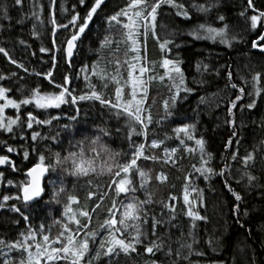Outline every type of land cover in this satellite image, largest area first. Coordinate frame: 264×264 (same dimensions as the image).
<instances>
[{
  "label": "snow or ice",
  "instance_id": "1",
  "mask_svg": "<svg viewBox=\"0 0 264 264\" xmlns=\"http://www.w3.org/2000/svg\"><path fill=\"white\" fill-rule=\"evenodd\" d=\"M80 6L85 7V14L81 16L79 11L73 8L70 18L66 23L57 21L55 15L56 0H51L50 7L53 11L50 14L49 23L52 25V48L41 47V53L55 52L63 53L66 63L71 67L72 59L75 50L78 48V43L82 42V37L89 29L90 23L94 17L99 15L106 6V0H91L90 4L86 0H78ZM13 6H19L22 10L25 6V0H13ZM175 9V15L182 17L184 20H191L188 9L183 3H178L177 0H127L126 6L119 8L110 15L104 17L107 24L105 29L106 35L99 40V48L96 51L99 54V59L91 66H84L81 72L84 74L83 79L86 82L87 91L82 94H75V90L71 87L72 77L68 74L63 75L62 82L56 80L55 69L58 65L56 55H52V64L46 72H34L33 75L43 77L49 84L51 91H44L40 84L34 87H29L27 84H20L16 88L19 93V98L12 94L13 87H6L0 84V133L9 134V138L19 139L21 141L28 139L31 142L29 149L35 152L38 156L37 162L33 167L28 168L25 176L27 180H22L18 184L17 194L15 196L5 195L0 203V210L6 207L13 213L19 214L24 221H29L30 216L22 210L21 206L9 201H18L27 209L31 202L37 201V198L42 196L44 191L41 186V178L50 171L55 172L57 168H61L67 175L80 177H96L109 176L110 183L107 185L114 192L111 200V207L107 208L108 215L102 221L97 217V226L90 229L92 223V214L87 210V206L82 209H74L73 205H78L80 201L75 195H67V202L63 205L62 219L54 220V225L60 226V231L55 237H51V226L47 229L44 224L39 226V229H33L20 233V238L14 241H6L0 239V251L7 249L4 253L2 264H101L106 258L108 264H119L121 255L131 258L132 254L140 256L144 253L148 254L151 259L145 264H161L155 259L157 253L172 258L173 264H192L191 257L193 255L202 257L206 255L204 251L195 247L200 244L197 239L195 229L197 221L207 223L208 217L200 215L198 207L203 206V189H200L191 184L192 173L184 177L185 184L183 187V203L186 206L185 215L190 218V228L185 234L181 231L180 237L176 240L172 239L171 229L178 227L173 222L176 220L175 206L172 204L160 201L163 208L168 209L169 218L167 220L157 217L154 213L150 214L149 206L156 203L153 199V193L149 191V184L152 180L151 170H145L138 165V161L158 162L162 161L167 164L170 161L175 165V157L179 148L163 147L162 156H157L154 153L146 155L148 149H160L164 144V140L152 139L148 144V133L150 126L161 124L163 121L169 120L175 115L174 109L180 99L181 92L190 94L194 91L188 87L184 72L181 68L182 60L177 58H169L173 47L179 48L180 45L175 43L173 37L175 32L169 33L164 38H161L157 31L158 26L161 28L165 25H158V16L160 9L163 7ZM217 3L210 4H193L197 12L208 14L213 8L218 7ZM37 7L35 0L31 4V17L22 16L16 22L23 24L25 19L32 18L38 20L42 25L44 21L35 11ZM42 10L43 6L40 5ZM249 10L253 14L248 15ZM241 17L246 18L248 31L256 34V38L252 40V49H258L261 54H264V34H261L260 29L264 28V10L256 7L254 0H247V6L239 13ZM9 6L4 0H0V20H10ZM216 20L220 22L219 27H215L207 22L200 23L192 28L187 35L196 40H212L226 45L231 48L233 41L238 37L230 36V26L226 22V17L223 14H218ZM120 25L123 29L122 38L116 39L112 33V29ZM3 25L0 24V30ZM63 29L68 35L62 38V42L58 44L57 33ZM32 35L38 36L36 25L33 24ZM151 36L157 43L162 54L159 61V68L163 69V74L157 71L155 61L146 59L147 41ZM20 44H25L24 40L19 41ZM125 46L124 55L126 59L123 65H127V77L124 78L121 68L122 64L119 59L115 60V72L109 75L104 68H100V62L104 59L103 53L106 49H111L113 53L120 51V45ZM113 45L115 47L113 48ZM0 54L7 58L8 62L15 65L18 69H23L25 73L29 69L23 63L14 59L5 47H0ZM34 54V53H33ZM111 63V61H109ZM151 65V66H149ZM197 71H208L207 64L198 63ZM99 69V71L97 70ZM90 73V74H89ZM217 75L219 73L217 72ZM17 72H12L9 75L0 74V81L9 80L17 77ZM92 77H96L100 84L93 82ZM227 77L232 89L237 90L234 98L229 97L227 100V115L229 119L225 123L232 128V135L226 142V149L231 148L233 140L237 136L236 115L235 111L238 104L245 98V88L238 87L236 83H231L233 73L227 71ZM264 73L256 72L252 76V88L247 93L248 102L240 106V110H254L257 107L258 99H264V87L261 86ZM23 79V78H21ZM154 81L164 84L168 88L171 95L163 101V114L159 120H153L151 108L146 104L149 96V87ZM247 83V81H246ZM114 85L111 93H109V85ZM92 101L98 104L107 111L108 114L114 116L117 120L123 118L125 121V139L129 142L130 154L123 151H115L103 142V137L112 135L108 128H100L99 132L102 135H97L90 140L92 147L89 155L85 151L81 142L80 151L69 152L66 156H61V153L55 152L52 154V162H47L49 157L44 153L39 152L38 141H56L59 132L56 135H42L34 126H52L54 121H59L60 117L49 114L47 118H41L43 113L52 109H60L62 105H73L76 115L71 119L77 120L80 113V102ZM205 102V98L201 97V103ZM155 103V101H153ZM28 106H33L34 109L42 110V112H34L29 110ZM12 109V114H6V110ZM67 128V125H64ZM261 127H264L262 123ZM19 129V131H17ZM28 130H31L30 132ZM116 133H120L122 129L117 127ZM175 134V139L179 141V146H182L187 153L199 152L200 166L193 165L195 173H198L205 181H210L212 177L218 176L224 178V187L234 198V205L231 209L236 218V223L241 228L244 224L241 222V204L244 201V196L232 187L229 176L232 175L230 169L231 164L225 159L223 166L217 170L211 166L214 159L212 153L206 150V141L204 138L196 136V124L184 123L172 129ZM135 138L143 137V142L137 143ZM168 139V137H165ZM194 141L195 147H189L187 142ZM239 145L240 141H235ZM0 145L6 150V153L17 152L18 149L10 145L7 140L0 141ZM23 147V146H21ZM45 151L50 152V148H45ZM261 153V172L262 175L254 174L250 168H255L258 161L256 153L250 152L240 156L239 149L231 153V161H239L245 171L242 172V177L246 178V188L253 189L259 192L261 200H264V141L261 142L259 149ZM120 157H129L126 162H121ZM30 151L23 150L22 159L29 160ZM71 165L70 168L64 167ZM0 166H8L12 171H19L16 162L9 155H0ZM138 177V183L137 178ZM155 179L160 183L167 180L165 173L161 172L156 175ZM5 180V173L0 171V184ZM241 181L237 180L239 184ZM92 184V179L87 181ZM8 185H12V180H7ZM100 185H96L97 191H89L87 199L90 201L94 196L102 202L108 193L100 191ZM143 190L144 199H140L135 195L138 191ZM66 192L63 182L57 189L54 184L52 200L60 204V196ZM121 194H124L127 199H119ZM193 194H195L193 196ZM190 197H192L190 199ZM170 200L175 201L177 197L170 196ZM97 202L92 208L94 213L101 208V203ZM248 210L244 209L243 216H248ZM19 223V220L14 221ZM150 225V228H149ZM160 229H165L161 232ZM47 231L48 234H45ZM250 231V230H249ZM83 233V235H81ZM42 239L38 240L37 236ZM99 238V240H98ZM177 245L173 247V245ZM208 247L213 252H218L222 247L221 238L213 239L209 237L206 241ZM93 246L95 248L93 249ZM143 249V252L140 249ZM12 252L19 253V257L10 258ZM223 264V262H221Z\"/></svg>",
  "mask_w": 264,
  "mask_h": 264
},
{
  "label": "trees",
  "instance_id": "2",
  "mask_svg": "<svg viewBox=\"0 0 264 264\" xmlns=\"http://www.w3.org/2000/svg\"><path fill=\"white\" fill-rule=\"evenodd\" d=\"M4 2L9 6L11 19L0 20V24L3 25L2 30H0V47H5L14 59L23 63L29 69L28 73L48 71L50 69L48 58L51 52L41 53L39 51L41 47L49 48L45 0H35L37 5L35 11L40 16V19L44 21L42 25L38 20L32 18L25 19L23 24L16 22L24 15L31 17L30 9L33 0H25V6L22 10H19V6H13V0H4ZM69 2L70 0H58L57 15L60 19L70 18ZM108 2L109 0H106V4ZM149 2L151 3L152 0H149ZM177 2L183 3L188 9L191 20H184L182 17L176 16L175 9L165 6L159 10L160 15L158 16L157 23L166 27L161 28L158 26L157 31L161 38H164L169 33H176L175 36L170 38H173L175 43L180 45V47H173L169 58L179 57L183 61L181 68L184 72L187 85L193 88L194 91L190 94L181 92L180 99L174 109L175 115L161 124L154 123L150 126L148 144L151 143L152 139L164 140L165 142L160 149L146 150V155L154 153L157 156H162L163 147L179 148L175 157V165L171 161L167 164L162 161L153 162L150 160L144 161L143 159L138 161V165L141 168L145 170L150 169L152 174L149 191L153 193V199L156 203L149 206L150 214L154 213L157 217H161V214H163L162 218L167 220L169 218L168 209L163 208L159 202L164 201L165 203L174 205L176 220L173 223L178 227L171 229L172 239L176 240L179 238L181 231L186 234L190 228V218L185 215L186 206L183 203V187L185 184L184 177L192 173L191 184L204 190L203 206L198 207V211L200 215L208 217L207 223L197 221V228L195 229L197 239L200 240V244L195 247L204 251L206 255L202 257L193 255L190 258L192 264H221V262L223 264H264V200L260 199L258 191L245 187L247 181L246 178L242 177V172L245 169L239 161L234 162L230 159L231 153L237 151V148L239 149L240 156L255 151L258 163L255 168H250L249 170L258 176L262 175L261 153L259 149L261 142L264 141V127H261L262 123H264V99H258L257 107L254 110H240V106L248 102L247 93L252 88V76L256 72L264 73V54L255 51L251 47V42L256 38V34L248 31L246 18L239 15L247 6V0H177ZM254 2L256 7L264 10V0H254ZM86 3L90 4L91 0H86ZM210 3H217L219 6L213 8L208 14L199 13L192 7L193 4L207 5ZM40 5L43 6L42 10ZM84 14L85 11L81 16ZM218 14H223L226 17V22L230 26V36L235 35L238 37L237 40L233 41L231 48L219 43V40L216 42L204 39L196 40L187 35L192 28L200 23L207 22L215 27L221 26L220 22L216 20ZM251 14L253 13L249 10L248 15ZM96 17H94L89 29L82 37V42L78 43L71 67L66 63L62 53V77L68 74L73 78L71 87L75 90V94H82L88 90L81 68L86 65L91 66L99 59L96 49L99 48V40L107 34L105 32V29L108 27L107 24L104 20L99 22ZM33 24L36 25L38 36L32 35ZM263 30L264 28H261L260 32L262 33ZM122 32L123 29L120 25H116L112 29V33L118 40L122 38ZM20 40H24L25 44H20ZM114 47L115 45H113ZM147 48V60L157 62V71L163 74V69L159 68L162 54L156 41L151 36L148 38ZM124 51L125 46L123 44L120 45L118 53H113L111 49H106L103 53L104 59L100 62V68H104L111 75L115 72L114 62L116 59H119L122 64L121 72L126 79L127 65H123V61L126 59ZM198 63L207 64L209 66L208 71L201 70L198 72L196 68ZM229 67L233 73L231 83H236L238 87L245 88V98L238 104V108L234 110L237 122V136L234 138L231 148L226 149V142L232 135V128L225 123V120L229 119L227 115V100L229 97L234 98L237 94V90L232 89L228 81L227 71ZM97 70L99 71V69ZM217 72L219 75H217ZM0 74L10 76V74L1 68ZM12 79L0 81V84L4 86L6 82H10ZM92 80L97 85L100 84V81L96 77H92ZM166 83L167 81L164 84L154 81L149 87V96L146 104L151 108L154 121L160 119L163 114V101L171 95L168 88L165 87ZM261 86L264 87V77H262ZM113 88L114 85L110 84L109 93L112 92ZM262 96H264V93H262ZM201 97L205 98V102L201 103ZM55 111L59 112L61 108ZM12 113L13 110L10 109L9 114ZM184 123L196 124V136L204 138L206 150L214 156L211 166L219 170L225 163L224 158H227V162L231 164L230 171L232 175L229 176V180L232 187L244 196V201L241 204V222L244 224L243 228L236 223V218L231 211L234 205V198L224 187V178L214 176L210 181H205L192 168L193 165L200 166L199 152H185L183 147L179 146V141L175 139L172 129ZM64 125L68 127L65 128ZM64 125L54 131L53 136L59 132L56 141L43 145L41 141L35 142L39 152L49 157L47 162H52V154L55 152L61 153L63 157L68 155L69 152L80 151L79 145L81 142L85 151L89 155H92L90 152V148L92 147L90 140L94 139L97 135H102L99 132L100 128H108L111 131L112 135L103 137V142L111 149L121 151L124 147L125 138L122 132L116 133V128H112L106 123L94 124L84 121H73ZM36 130L42 133L41 127H37ZM28 131L30 132L31 130ZM165 137H168V139H165ZM3 140H7L10 145L18 149L17 152L6 153L3 145H0V155H9L20 169L14 172L8 166H0V169L9 170L15 175L16 185L22 180H27L25 176L26 170L38 160L37 154L31 152L28 147L29 144L34 142L28 139L23 141L12 139L9 138V134L0 133V141ZM236 140L240 141L239 145L236 144ZM187 144L189 147H195L194 141H188ZM46 147L50 148L51 151H45ZM26 149L30 151L29 160L22 159V152ZM122 158L120 157L119 159L122 160ZM64 167L70 168L71 165L69 163ZM161 172L167 176V180L164 183H160L155 179L156 175ZM89 179H92L91 185L87 183ZM136 179L138 183V177ZM237 180L241 182L237 184ZM61 181L66 192L60 196L61 203L57 204L52 200V194L54 184L58 189L61 186ZM110 181L111 178L109 176L76 178L67 175L61 168H57L55 172L50 171L46 173L42 196L32 203H41L43 211L50 220L48 226H51V237H55L61 230L59 225L53 224V221L62 219L63 205L67 202V195L69 194L77 196L80 201L78 205H73L74 209H82L87 206V210L92 214V223L89 227L90 229L95 228L97 226V217L102 221L108 215L107 208L111 207L114 192L107 187ZM2 184H0V192ZM96 185L101 186L100 191L108 193L102 202L98 200L97 196H94L90 201L87 199L89 191H97ZM135 195L140 199L145 198L143 190L138 191ZM170 196H175L177 199L172 201L169 199ZM119 199H124L125 203L128 202L124 194H121ZM97 202L101 203V208L92 213L91 210ZM244 209L248 210V216L242 215ZM160 231L163 232L165 229H160ZM45 234H48L47 231ZM209 237L213 239L221 238L222 247L218 252H213L207 246L206 241ZM37 239L41 240L42 237L38 236ZM176 246L175 244L173 245V247ZM94 248L95 246H93ZM7 251V249L0 251V264H2L4 253ZM140 251L143 252V249L141 248ZM12 257L18 258L19 253L12 252L10 258ZM149 259L151 257L146 253L140 256L132 254L131 258L121 255L119 264H145ZM155 259L160 261L161 264H173L172 258L162 253H157ZM101 264H108L107 259L105 258Z\"/></svg>",
  "mask_w": 264,
  "mask_h": 264
},
{
  "label": "rangeland",
  "instance_id": "3",
  "mask_svg": "<svg viewBox=\"0 0 264 264\" xmlns=\"http://www.w3.org/2000/svg\"><path fill=\"white\" fill-rule=\"evenodd\" d=\"M127 3V0H109V2L104 7V10L97 15L96 19L100 22L104 20V17L106 15H110L114 13L115 11L119 10L121 7H125ZM51 0H45V15L47 19L48 24V44L49 48H52V36H51V29L52 25L49 23L50 14L53 11V9L50 7ZM57 6H58V0H56V6H55V15L58 22L66 23L67 19H60L57 15ZM75 7L76 11H79L81 15L85 11V7H81L77 0H70L69 2V9L73 11V8ZM66 33L63 29L59 30L57 33L58 37V44L62 42V38L66 36ZM148 48L146 50V56H147ZM52 55H56L58 60L57 68L55 69L56 73V80L58 82H61L62 79V53H55L51 52V55L49 56L48 60L50 63V67L52 64L51 57ZM147 59V58H146ZM0 68L7 72L8 74H11L12 72H17L18 76L14 77L10 82H6L4 86L6 87H13V92L11 95H13L16 98H19V93L16 92V88L20 86V84H27L29 87H34L36 84H40L44 91H51L52 89L49 87V84L46 80L43 79V77H37L30 73H25L23 69L16 68L15 65H12L8 62L7 58L3 56V54H0ZM23 78V79H21ZM75 107L73 105H62L61 111L57 112L56 109L48 110V112L43 113L41 115V118H47L49 114L59 116V121H54L52 126H34L35 128L41 127L42 129V135H53L54 131L68 123L73 122L71 117L73 115H76L75 113ZM80 113L77 117V120L75 121H84V122H90V123H106L112 128L120 127L122 129V134L125 138V130H124V124L125 121L123 118L117 120L114 116L107 113L105 109H103L98 102H92V101H85L80 102ZM29 110H33L34 112H42V110L34 109L33 106H28ZM9 110H6V114H9ZM137 143L143 142V137L135 138ZM124 147L121 151L129 153L130 154V146L129 142L124 139ZM42 145L51 143V140L49 141H43L41 140ZM129 157H123L121 162H126V160ZM0 171H3L5 173V180L2 184V190L0 192V203H2V197L5 195H12L15 196L17 194V189L15 185V175H13L9 170L6 169H0ZM7 180H12L13 184L8 185ZM13 203L18 204V206L22 207V210H25L26 214L30 216L29 221H24L22 217L19 216L17 213L11 212L7 207L4 210H0V238L8 239V240H15L17 238H20V233L26 232L29 230V227L33 229H39V226L41 224H44L45 227H47L50 224V220L47 217L46 213L42 209V205L40 202L32 203L28 206L27 209L23 208V205L20 204L18 201H9L8 204L11 205ZM19 220V223H14V221ZM39 236V235H38ZM37 236V237H38Z\"/></svg>",
  "mask_w": 264,
  "mask_h": 264
},
{
  "label": "water",
  "instance_id": "4",
  "mask_svg": "<svg viewBox=\"0 0 264 264\" xmlns=\"http://www.w3.org/2000/svg\"><path fill=\"white\" fill-rule=\"evenodd\" d=\"M261 34H264V30ZM255 51L259 52L258 49H254ZM76 51V50H75ZM34 165L30 166L29 168L33 167ZM27 171V170H26ZM26 173V172H25ZM46 177V174L44 175V177L41 178V186L43 187V182H44V179ZM28 179V178H27ZM38 199V198H37ZM34 202V201H33ZM32 203V202H31Z\"/></svg>",
  "mask_w": 264,
  "mask_h": 264
}]
</instances>
